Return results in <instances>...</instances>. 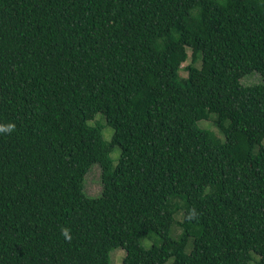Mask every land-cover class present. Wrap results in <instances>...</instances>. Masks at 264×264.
Returning a JSON list of instances; mask_svg holds the SVG:
<instances>
[{"label": "trees", "instance_id": "16d2710c", "mask_svg": "<svg viewBox=\"0 0 264 264\" xmlns=\"http://www.w3.org/2000/svg\"><path fill=\"white\" fill-rule=\"evenodd\" d=\"M8 124L0 264H264V0H0Z\"/></svg>", "mask_w": 264, "mask_h": 264}, {"label": "rangeland", "instance_id": "374dc122", "mask_svg": "<svg viewBox=\"0 0 264 264\" xmlns=\"http://www.w3.org/2000/svg\"><path fill=\"white\" fill-rule=\"evenodd\" d=\"M188 62V61H187ZM185 62L184 64H186ZM180 74L182 76H186V71L184 69H181ZM262 81V78L260 75L256 72H252L250 74H247L242 77L241 82L245 85L250 84H256ZM98 122L100 126H102V134L105 140H110L113 129L106 124L105 119L102 115L97 114L93 120H91L89 123L94 124ZM199 125L204 128L211 129L214 131L217 135H221L218 128L216 127L212 115L205 120H201L199 122ZM120 154V149L116 147L111 153L110 157L112 158L113 165H115L118 161V157ZM102 188L101 183V169L97 164H93V166L89 169L85 176V182H84V190L85 193L89 196H97L100 194ZM175 219L177 221L181 220V212H178L175 215ZM180 226L178 224L173 225L170 235L172 237H176L180 232ZM153 243H159V239H157L154 236H147L141 240V244L143 247H149ZM191 248V239H189L187 246H186V252H189ZM125 255V251L121 248H115L110 252V261L111 264H122V259ZM171 259H168L164 264H170Z\"/></svg>", "mask_w": 264, "mask_h": 264}, {"label": "clouds", "instance_id": "9594fccd", "mask_svg": "<svg viewBox=\"0 0 264 264\" xmlns=\"http://www.w3.org/2000/svg\"><path fill=\"white\" fill-rule=\"evenodd\" d=\"M14 125L13 124H8V125H0V132L3 131H11L12 129H14ZM64 235L67 239H70V236L68 235L67 230H64Z\"/></svg>", "mask_w": 264, "mask_h": 264}]
</instances>
